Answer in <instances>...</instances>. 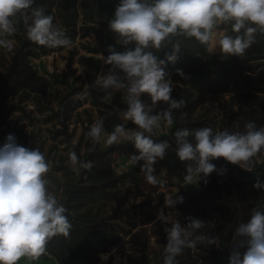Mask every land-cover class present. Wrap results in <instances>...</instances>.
I'll return each instance as SVG.
<instances>
[{
	"label": "rangeland",
	"instance_id": "obj_1",
	"mask_svg": "<svg viewBox=\"0 0 264 264\" xmlns=\"http://www.w3.org/2000/svg\"><path fill=\"white\" fill-rule=\"evenodd\" d=\"M118 4L119 0H47L33 7H43L54 17L53 23L65 30L71 46H39L27 39L21 22L10 37L12 50L0 48V147L13 134L17 144L45 153L52 165L47 174L49 190L66 207L73 226L68 237H53L45 254L37 259L22 257L18 264H163V246L167 243L164 228L171 225L157 219L161 211L170 222L178 220L182 226L189 223L188 217L202 220L204 227L197 234L219 238L217 245L204 243L185 249L177 257L179 264H229L236 227L250 217L254 207L264 208V189L253 187L257 180L264 183V150L248 171H237L238 165L219 158L211 161L217 171L207 178L201 174L199 181L194 174L189 184L185 171L188 162L176 156L174 133L202 127L214 132H243L249 121L258 128L264 126V87L216 92L205 88L208 82L218 84L222 79V64L243 73H264V35L257 34L256 43L241 57L213 52L215 45L205 46L187 37H172L157 52L159 59L166 60L178 42L180 52L186 54L184 66L177 64L178 59L175 63L166 61L164 66L174 84L172 98H183L185 107L174 111L171 127L153 136L157 142L167 140L171 148L154 165V175L162 183L151 185L141 173L143 161L135 166L129 163L130 155L139 154L131 143H100L89 151L93 144L86 138L97 119L103 120L108 132L118 124L136 127L122 118L121 112L127 108L123 93L115 92L111 102H106L103 91L95 85L97 76L107 74L111 67L102 60V55L109 54L108 47L117 52L125 50L109 28ZM223 30L234 35L230 28ZM177 69L189 78H182ZM117 74L123 76L119 70ZM85 86L90 95L81 100L78 94ZM142 99L151 104L149 97ZM166 108L165 103L158 102L152 114ZM70 151L81 161H91V170L74 172L68 159ZM177 196L183 197V203L174 208L165 205L166 198ZM102 226L117 230L123 241L95 253L96 247L82 238ZM239 251L242 256L246 248ZM101 254H107L108 259L102 260Z\"/></svg>",
	"mask_w": 264,
	"mask_h": 264
},
{
	"label": "clouds",
	"instance_id": "obj_2",
	"mask_svg": "<svg viewBox=\"0 0 264 264\" xmlns=\"http://www.w3.org/2000/svg\"><path fill=\"white\" fill-rule=\"evenodd\" d=\"M33 4L34 0H0V48L12 50L14 41L10 37L21 22L31 42L48 48L70 47L71 39L53 23L54 17ZM109 28L125 50L117 52L113 46L108 47L109 54L102 55V60L111 67L107 74L97 76L95 85L103 91L106 102H111L115 92L123 93L127 108L121 112L122 118L136 127L118 124L108 132L103 120L97 119L86 134L93 144L89 151L100 143H131L139 154L130 155L129 163L135 166L143 161L141 173L145 181L157 185L162 181L154 175V165L165 158L171 145L167 140L157 142L153 136L171 127L174 111L185 107L183 98H172L174 84L164 70L166 61H177L179 43L173 45L166 60L159 59L157 52L172 37L184 36L205 46L215 45L213 52L241 57L256 43L257 34L264 35V0H119ZM227 28L234 35L223 30ZM177 74L189 78L180 69ZM89 95L85 86L78 98L84 100ZM143 96L150 98V105ZM158 102L167 108L152 114ZM244 127L243 132H214L209 127L175 131L176 156L188 162L185 171L189 184L194 174L199 181L201 174L207 178L217 171L211 161L219 158L249 170L253 159L264 150V126L258 128L249 121ZM68 159L77 174L80 169L90 171L93 167L91 161H81L74 151L68 153ZM51 168L45 153L37 147L29 149L17 144L13 134L0 147V264H18L22 257L37 259L46 253L53 237L70 235L73 226L67 209L49 190L47 174ZM253 187L264 189V183L257 180ZM178 203H183L182 196L165 199L167 207L174 208ZM157 219L171 225L164 228L167 243L163 246V264H179L177 257L198 244H218V237L197 234L204 227L202 220L188 217L189 223L182 226L178 220L170 222L163 211ZM241 248H246L242 256ZM101 259L107 260L108 255L101 254ZM229 264H264V211L254 207L250 217L236 227Z\"/></svg>",
	"mask_w": 264,
	"mask_h": 264
},
{
	"label": "trees",
	"instance_id": "obj_3",
	"mask_svg": "<svg viewBox=\"0 0 264 264\" xmlns=\"http://www.w3.org/2000/svg\"><path fill=\"white\" fill-rule=\"evenodd\" d=\"M47 3V0H34L35 5H41ZM174 37H183L184 36H174ZM181 49V48H180ZM172 49L168 51V54H171ZM185 53H179L178 54V60L179 63H177L180 66H184L185 64ZM221 71H222V79H220L219 83L216 82H208L205 86L208 91L216 92L217 89L220 91H226L231 88L237 89L239 91H242L247 88H254V89H261L264 86H261L259 83H264V73L261 71L250 74V73H243L239 69H237L234 66H231L229 64H222L221 65ZM188 71H186L187 73ZM202 85V84H201ZM226 167L229 169H232L233 167L229 164H226ZM237 171H241V168L238 166H235ZM260 209L261 211H264V208L255 207ZM82 240L84 242H90L92 245H94L95 253H99L101 251L108 250L109 247L120 244L123 241V236L119 234L117 230L112 229L111 231L106 229V227H101L98 230H95L93 232H89L84 234ZM229 261V259H228Z\"/></svg>",
	"mask_w": 264,
	"mask_h": 264
}]
</instances>
